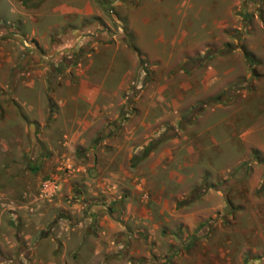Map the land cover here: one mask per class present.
<instances>
[{
    "label": "rangeland",
    "instance_id": "rangeland-1",
    "mask_svg": "<svg viewBox=\"0 0 264 264\" xmlns=\"http://www.w3.org/2000/svg\"><path fill=\"white\" fill-rule=\"evenodd\" d=\"M55 240L264 264V0H0V264Z\"/></svg>",
    "mask_w": 264,
    "mask_h": 264
},
{
    "label": "crops",
    "instance_id": "crops-1",
    "mask_svg": "<svg viewBox=\"0 0 264 264\" xmlns=\"http://www.w3.org/2000/svg\"><path fill=\"white\" fill-rule=\"evenodd\" d=\"M11 11V10H10ZM113 228V227H112ZM110 230V229H109ZM109 233H111V232H109ZM105 234H107V233H105ZM53 242H55L56 243V245L54 246V247H52V249L50 250V254H51V256H54V254H56V253H58L59 251H57V252H54V250H55V248H59V249H62L61 250V261L63 262V264H65V258H67V260L69 259V260H71L73 263H74V261L76 260V258H75V255L77 254V250H80V249H82V248H85L86 249V251H87V257L85 256V251H84V255H83V257H82V260H85V261H88L89 262V264H122V260H120L119 258H115V257H113V256H107V255H105L104 253H101V251L103 250L102 248H101V245H99V247L98 246H93V250L92 251H89L88 249H89V247H88V245L87 244H85V243H83V244H80V245H78L79 244V242H74L73 243V245L71 246V248L73 249V248H75L74 250V252H71V253H69V251H67V254H65V252H66V250H68L69 249V246H70V242L68 243V244H66V243H64L63 241L61 242V243H58V241L57 240H55V241H53ZM106 248H112V250H114L115 251V249H117V245H113V246H111V247H106ZM105 248V249H106ZM107 250V249H106ZM111 250V249H110ZM98 251H99V253H100V257H99V259H96V260H93V259H91L90 258V254H98ZM76 252V253H75ZM103 252V251H102ZM75 253V254H74ZM78 258V257H77Z\"/></svg>",
    "mask_w": 264,
    "mask_h": 264
},
{
    "label": "trees",
    "instance_id": "trees-1",
    "mask_svg": "<svg viewBox=\"0 0 264 264\" xmlns=\"http://www.w3.org/2000/svg\"><path fill=\"white\" fill-rule=\"evenodd\" d=\"M128 45L133 48V45L129 42ZM149 145H147L146 147L143 148V152H146L148 149Z\"/></svg>",
    "mask_w": 264,
    "mask_h": 264
}]
</instances>
